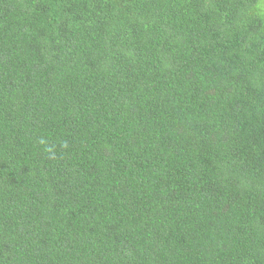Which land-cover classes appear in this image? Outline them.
Segmentation results:
<instances>
[{
	"label": "trees",
	"instance_id": "trees-1",
	"mask_svg": "<svg viewBox=\"0 0 264 264\" xmlns=\"http://www.w3.org/2000/svg\"><path fill=\"white\" fill-rule=\"evenodd\" d=\"M0 264H264V0H0Z\"/></svg>",
	"mask_w": 264,
	"mask_h": 264
},
{
	"label": "rangeland",
	"instance_id": "rangeland-1",
	"mask_svg": "<svg viewBox=\"0 0 264 264\" xmlns=\"http://www.w3.org/2000/svg\"><path fill=\"white\" fill-rule=\"evenodd\" d=\"M259 3L261 4L262 3V0H259Z\"/></svg>",
	"mask_w": 264,
	"mask_h": 264
}]
</instances>
